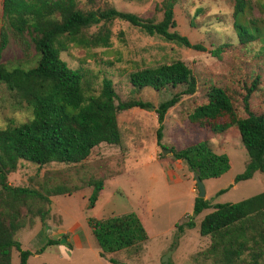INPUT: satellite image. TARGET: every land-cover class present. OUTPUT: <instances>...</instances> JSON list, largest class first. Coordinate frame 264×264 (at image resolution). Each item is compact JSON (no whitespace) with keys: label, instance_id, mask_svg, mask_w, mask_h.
<instances>
[{"label":"rangeland","instance_id":"rangeland-1","mask_svg":"<svg viewBox=\"0 0 264 264\" xmlns=\"http://www.w3.org/2000/svg\"><path fill=\"white\" fill-rule=\"evenodd\" d=\"M82 10L114 7L132 12L143 19L159 21L162 18V0H77ZM249 9L241 15V22L252 20L259 29L255 40L241 44L233 25L232 8L225 0H175L176 30L191 43H200L206 50L197 51L148 35L125 20L105 24L111 32L109 45L89 47L69 43L60 57L71 68L85 72L89 90L98 94L103 77L110 78L117 94L116 103L128 99L150 101L155 106L169 98L171 91L150 88L135 90L130 74L144 68H155L175 60L191 69L196 89L184 95L170 108L164 119L162 146L156 143L158 128L154 109L119 110L118 127L122 141L113 145L100 143L90 150L79 163L51 162L39 166L19 159L7 181L38 191L56 185L73 188L67 194L49 196L51 202L34 200L35 215L24 208L25 225L15 233L22 249L31 252L27 264H162L163 256L170 252L168 264H197L210 244V237L201 236L202 218L213 210L210 206L193 215L198 189L192 171L184 161L162 153L163 148L180 149L192 143L207 140L215 153H225L230 168L217 178L203 181L205 199L214 203H235L264 192V172H255L250 179L235 182V176L244 171L249 160L240 133L233 125L221 134H212L209 127H200L188 120V115L207 102L211 86L223 87L230 96L237 117L247 114L243 109L244 88L255 76L258 88L249 98L250 110L264 115V0H248ZM2 0H0V28L2 26ZM101 24L84 30L85 36L101 32ZM8 43L2 51L0 63L8 69L34 65L35 48L29 37L7 30ZM220 45L224 51L220 58L211 56L210 49ZM32 111L18 95L0 85V128L25 123ZM225 119V118H224ZM102 180L103 187L93 206L89 198L91 183ZM221 194L220 189L227 188ZM48 210L45 222L37 211ZM136 213L145 227L148 239L139 245L117 252L99 255L100 248L88 224L90 219H104L126 213ZM192 221L193 227L187 222ZM181 227V229L179 228ZM64 239V242L61 240ZM48 240L56 244L46 245ZM43 248V250H41ZM41 250V251H40ZM200 256V257H199ZM248 260V256L242 258ZM18 251L12 249L11 264H19ZM264 260V259H263ZM201 264H216L210 257ZM237 264H246L238 261Z\"/></svg>","mask_w":264,"mask_h":264},{"label":"trees","instance_id":"trees-1","mask_svg":"<svg viewBox=\"0 0 264 264\" xmlns=\"http://www.w3.org/2000/svg\"><path fill=\"white\" fill-rule=\"evenodd\" d=\"M232 8L233 25L241 44L249 43L259 35V29L252 20L241 22V15L249 9L248 0H225ZM175 0H162V18L159 21L143 19L132 12L120 11L114 7L82 10L77 0H2V26L0 28V57L8 43L7 30L17 35L26 34L32 41L35 54L31 67L8 69L0 63V85L18 95L32 111V118L25 123L0 128V264H11V251L19 254V264H27L31 255L22 249L15 239V233L22 228L25 208L35 215L34 200L50 203L49 196L70 194L77 189L56 185L52 188L36 189L12 186L7 174L14 170L19 159L39 166L51 162L79 163L85 160L90 150L104 142L117 145L122 141L118 127L119 110L134 107L154 109L158 128L156 143L162 146L164 119L167 111L175 106L184 95H191L196 89L192 71L182 61L175 60L155 68H144L130 74L135 90L150 88L154 91L166 89L171 96L155 106L150 101L128 99L116 103L117 94L110 78L103 77L98 94L89 90L85 72L71 68L60 57L69 43L82 48L106 47L111 32L105 24L113 20H125L139 27L148 35H158L164 40L186 48L205 51L200 43H191L188 37L176 30L174 18ZM101 24V32L85 36L84 30ZM225 45L210 49L211 56L220 58ZM259 77L255 76L244 88L243 109L247 116L237 117L231 98L220 86H211L207 102L197 106L188 120L200 127H209L212 134H221L235 125L249 160L243 172L234 181L250 179L255 172H264V115L250 110L249 98L257 90ZM225 118V119H224ZM173 158L184 161L188 169L198 172L202 181L217 178L230 168L225 153H215L207 140H201L180 149L170 148ZM93 191L89 206H93L102 180L91 183ZM228 190L220 189L218 194ZM213 207L199 225L201 236L210 237L208 248L197 258L212 257L216 264H264V192L252 195L238 202L214 203L195 197L193 215ZM45 222L48 210L37 208ZM93 236L104 257L122 249L139 245L148 239V234L136 213H126L104 219H90ZM188 227H193L190 220ZM181 229V227H179ZM48 240L46 245L56 244ZM43 250V248H41ZM40 250V251H41ZM247 255L248 260L242 258ZM115 264H120L110 258Z\"/></svg>","mask_w":264,"mask_h":264},{"label":"water","instance_id":"water-1","mask_svg":"<svg viewBox=\"0 0 264 264\" xmlns=\"http://www.w3.org/2000/svg\"><path fill=\"white\" fill-rule=\"evenodd\" d=\"M162 153L163 154L171 153V150L170 149H167V148H163L162 149ZM193 177H194V180H195V184L197 186V189H198V195L197 196L200 197V198H204L205 195H206L205 186H204L203 181L200 178L199 173L198 172L193 173ZM61 242H64V239H62ZM169 256H170V252L166 253L163 256L162 264H168Z\"/></svg>","mask_w":264,"mask_h":264}]
</instances>
